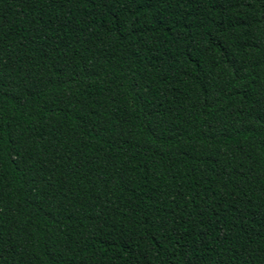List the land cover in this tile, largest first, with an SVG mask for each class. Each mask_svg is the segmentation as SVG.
<instances>
[{
    "label": "trees",
    "instance_id": "obj_1",
    "mask_svg": "<svg viewBox=\"0 0 264 264\" xmlns=\"http://www.w3.org/2000/svg\"><path fill=\"white\" fill-rule=\"evenodd\" d=\"M0 264H264V0H0Z\"/></svg>",
    "mask_w": 264,
    "mask_h": 264
}]
</instances>
